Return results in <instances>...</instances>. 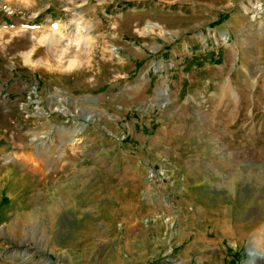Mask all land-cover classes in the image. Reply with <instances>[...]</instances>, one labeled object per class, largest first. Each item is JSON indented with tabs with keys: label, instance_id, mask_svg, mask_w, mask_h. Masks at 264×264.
I'll return each mask as SVG.
<instances>
[{
	"label": "rangeland",
	"instance_id": "obj_1",
	"mask_svg": "<svg viewBox=\"0 0 264 264\" xmlns=\"http://www.w3.org/2000/svg\"><path fill=\"white\" fill-rule=\"evenodd\" d=\"M0 264H264V0H0Z\"/></svg>",
	"mask_w": 264,
	"mask_h": 264
},
{
	"label": "bare ground",
	"instance_id": "obj_2",
	"mask_svg": "<svg viewBox=\"0 0 264 264\" xmlns=\"http://www.w3.org/2000/svg\"><path fill=\"white\" fill-rule=\"evenodd\" d=\"M154 26V25H153ZM153 26H147L146 28H145V31H146V33H150L151 32V28L153 27ZM63 110H61V112H62ZM26 158V157H25ZM24 158V159H25ZM24 159H20V160H22V161H20V163H21V165L22 166H25L23 163H26V162H28L29 161V157H27L26 158V162H25V160ZM24 160V161H23ZM33 160V159H32ZM30 162V161H29ZM19 163V164H20ZM32 163H33V161H32ZM27 165H30L29 163L27 164ZM26 165V167H28L27 168V170L26 171H28L30 168H31V166H27ZM34 165V164H33ZM36 165V164H35ZM37 168H40L39 166H37V167H34L33 169H37ZM30 171H32V173L34 172L33 170H31L30 169ZM36 171V170H35ZM34 173H36V172H34ZM38 200H41V199H38ZM38 202V201H37ZM44 202V201H43ZM34 203H35V200H34ZM34 205V207H31V209H30V211L28 212H26V213H23V215H25L24 216V218L22 219V217H21V220H18V221H15V220H13V223L14 222H16L14 225H12L11 227H12V230H14L15 232L16 231H19V229H20V224L19 223H21L22 222V224L23 225H25V223H26V225H30V224H33L36 220H38L39 218H38V216L40 215V211H43V214L44 215H47V216H51V217H53L55 214H56V211L53 213V211L52 210H50V208L52 209V205H46V204H42L41 202H40V204H37L36 203V205L35 204H33ZM50 207V208H49ZM44 209V210H43ZM22 215V216H23ZM48 217V218H49ZM46 219V218H45ZM18 222V223H17ZM9 224V223H8ZM32 226H34V225H32ZM31 226V227H32ZM23 228V227H22ZM34 228V227H33Z\"/></svg>",
	"mask_w": 264,
	"mask_h": 264
},
{
	"label": "built area",
	"instance_id": "obj_3",
	"mask_svg": "<svg viewBox=\"0 0 264 264\" xmlns=\"http://www.w3.org/2000/svg\"><path fill=\"white\" fill-rule=\"evenodd\" d=\"M257 18H258V17H257ZM226 40H227V39H225V41H226ZM31 93H32V92H31ZM27 99L30 100V95L27 96ZM33 103H36V102L33 101Z\"/></svg>",
	"mask_w": 264,
	"mask_h": 264
}]
</instances>
